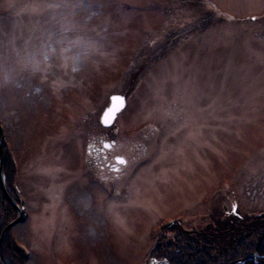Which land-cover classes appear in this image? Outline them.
Masks as SVG:
<instances>
[{"label":"rangeland","instance_id":"374dc122","mask_svg":"<svg viewBox=\"0 0 264 264\" xmlns=\"http://www.w3.org/2000/svg\"><path fill=\"white\" fill-rule=\"evenodd\" d=\"M0 128L26 264H160L170 221L264 212V0H0Z\"/></svg>","mask_w":264,"mask_h":264},{"label":"trees","instance_id":"16d2710c","mask_svg":"<svg viewBox=\"0 0 264 264\" xmlns=\"http://www.w3.org/2000/svg\"><path fill=\"white\" fill-rule=\"evenodd\" d=\"M2 149V176L4 187L17 203L14 190L15 166L12 157L4 145ZM15 209L8 204L0 187V233L1 229L15 216ZM212 218L215 227L205 225L199 229L185 231L178 228V223L167 224L165 230L172 236H161L150 249L148 256L153 259H165L168 264H229L240 260L250 251L249 256L239 264H264V212L237 215L218 214ZM178 225V226H177ZM5 236L0 248V260L4 264H25L26 254L21 251L15 241Z\"/></svg>","mask_w":264,"mask_h":264},{"label":"water","instance_id":"95a60500","mask_svg":"<svg viewBox=\"0 0 264 264\" xmlns=\"http://www.w3.org/2000/svg\"><path fill=\"white\" fill-rule=\"evenodd\" d=\"M113 96H119V95H111L110 100H109V104L107 107L104 108L103 112L101 113V116L99 118L100 120V123L103 127H109L110 125H112V122L114 121V118L116 116L117 113H119L121 110H122V107H120L119 105V101H113L112 100V97ZM122 97V96H120ZM125 102V101H124ZM124 106V105H123ZM109 108H115V111H114V114L111 116V123L109 124H104L102 122V119L101 117L104 115V112L109 109ZM2 139V135H1V129H0V141ZM105 142V141H104ZM104 142H102L101 144V147L105 148L104 147ZM0 154H1V146H0ZM0 160H1V156H0ZM0 180L2 181V178H1V167H0ZM2 183V182H1ZM1 187L3 189V193H4V196H5V199H7V201L13 206V208L16 210V213H17V216L15 219H13L12 221H10V223H8L3 229H2V232L0 234V245L2 244V240L5 236V234L8 232V230L10 229V227L15 224L16 222L18 221H21V212H22V209L21 207H19L12 199H10L5 191V189L3 188V185L1 184ZM0 264H3L2 262H0Z\"/></svg>","mask_w":264,"mask_h":264},{"label":"snow or ice","instance_id":"6c2138e0","mask_svg":"<svg viewBox=\"0 0 264 264\" xmlns=\"http://www.w3.org/2000/svg\"><path fill=\"white\" fill-rule=\"evenodd\" d=\"M112 100L113 101H119L120 107H123V105H124V98L123 97L113 96ZM114 111H115V108H109V109H107L104 112V115L101 117L102 122L104 124L111 123V116L114 114ZM89 147L91 148V145H89ZM104 147L105 148H110L111 144L105 141L104 142ZM114 160H115L116 164L113 165L112 170L116 171V172H119L120 169H119L118 165L125 164V159H124L123 156L117 155V156L114 157ZM79 195H80L81 200L87 201L90 198L91 193L89 192L88 189L84 188V189H81Z\"/></svg>","mask_w":264,"mask_h":264},{"label":"flooded vegetation","instance_id":"af4514ba","mask_svg":"<svg viewBox=\"0 0 264 264\" xmlns=\"http://www.w3.org/2000/svg\"><path fill=\"white\" fill-rule=\"evenodd\" d=\"M95 150H96V149H94V152H96ZM99 152H100V153H103L104 151H99ZM103 155H105V153H103ZM102 162H104V163L106 164V162H105V159H104V158L102 159ZM100 167H101V166H100ZM110 169H111V167H110Z\"/></svg>","mask_w":264,"mask_h":264}]
</instances>
